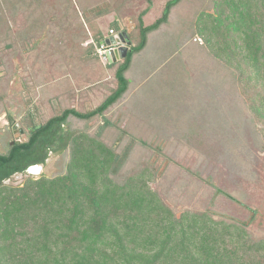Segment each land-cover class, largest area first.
Returning <instances> with one entry per match:
<instances>
[{"label": "trees", "instance_id": "16d2710c", "mask_svg": "<svg viewBox=\"0 0 264 264\" xmlns=\"http://www.w3.org/2000/svg\"><path fill=\"white\" fill-rule=\"evenodd\" d=\"M89 1L91 5L76 1L86 19L112 11L109 0ZM182 1L168 0L153 24L144 22L149 7L132 19L133 31L125 32L131 49L119 66L109 63L117 66L115 86L99 106L73 107L79 94L74 87L63 86L64 92L55 98L72 106L41 122L28 111V138L0 152V264H264V237L253 240L246 225L215 219L210 212L187 210L177 216L151 187L163 174L150 159L139 169L123 172L129 155L119 150L124 137L128 135L129 142L147 138L131 134L135 131L126 117L130 109L123 104L130 84L127 72L134 56L146 48L148 36L169 22L171 11ZM211 2L206 9L213 13L202 10L196 21L193 15L190 18L192 40L194 34L200 35L202 49L231 71L234 85L248 102L254 136L261 139L264 152V0ZM2 3L38 13L31 17L26 38L41 30L40 25L49 29L43 22L51 19L43 12V0ZM51 13L56 21V12ZM2 29L10 33L0 18V43L6 38ZM104 39L95 37L97 43ZM18 43L12 39L4 49L16 50ZM65 94L69 97L62 98ZM72 119L98 121V129L94 134L76 130ZM111 131L118 133L113 143L108 142ZM67 151L65 175L28 177L19 186L9 183L29 167L45 166L52 155Z\"/></svg>", "mask_w": 264, "mask_h": 264}, {"label": "rangeland", "instance_id": "374dc122", "mask_svg": "<svg viewBox=\"0 0 264 264\" xmlns=\"http://www.w3.org/2000/svg\"><path fill=\"white\" fill-rule=\"evenodd\" d=\"M82 1L91 5L89 0ZM109 1L114 13L110 21H121L124 32L129 33L133 31V18L149 7L144 22L153 24L162 16L168 0ZM208 5L212 7L211 0H183L171 11L169 22L151 33L146 48L134 56L127 72L130 84L126 105L130 111L126 117L135 131L131 134L141 133L147 138L129 142L128 135L124 137L119 150L129 155L123 172L139 169L150 159L163 174L151 187L177 216L187 210L210 212L215 219L246 225L252 239L259 240L264 237V152L259 148L261 139L254 136L248 102L242 89L234 85L231 71L202 49L203 42L196 41L200 35L194 34L192 40L190 18L193 15L196 21L202 10L213 13L206 9ZM17 7L0 5V18L10 28L8 35L2 29L1 35L6 38L0 43L1 153L15 141L28 138L25 116L29 110L37 122L50 118L71 105L55 98L59 91L64 92L63 86L79 88L83 83L81 77L58 73L63 58L71 54L67 36L61 37L60 52L48 49L51 43L47 41L41 46L36 42L44 32L41 25V30L26 38L31 17H38V13L27 6ZM44 8V14L50 12V6ZM119 21L114 26L120 27ZM53 22L49 27L53 26L56 33L58 22ZM12 39L19 42L17 49H4ZM24 47L29 52L25 53ZM66 97L69 95L62 98ZM98 98L82 95L75 106L81 110L95 108L101 101ZM70 121L76 130L94 134L98 129V121ZM117 134L107 133L112 136H107L108 142L113 143ZM69 161V151L52 155L40 176L32 177L65 175ZM28 177L18 176L9 183L19 186Z\"/></svg>", "mask_w": 264, "mask_h": 264}, {"label": "crops", "instance_id": "0c3cea01", "mask_svg": "<svg viewBox=\"0 0 264 264\" xmlns=\"http://www.w3.org/2000/svg\"><path fill=\"white\" fill-rule=\"evenodd\" d=\"M45 5L50 6L49 16L51 17V23H49V26L50 24H55L52 23L55 14L51 13V11H55L59 30L55 33L52 29L53 26L49 27V29L44 27L43 35L36 42L41 46L47 41L51 43L47 45L48 49L60 52V44L63 42L61 37L66 35L65 41L70 43L67 44V47L71 50V54L68 55V58H63L62 66L60 64L61 70L59 69L58 73L73 74L76 78L81 77L80 80L84 84L79 85V88L76 85L73 86L77 95L79 94V96H76L75 103L79 104L82 95L86 99H96L101 95V98L99 97L98 99L102 103L105 97L109 95L110 88L115 86V70L124 60L118 62L116 67L109 66L111 63L109 64L105 56L99 53L98 45L107 44V40L110 37L109 33L113 29L117 34L125 33L121 21H110V19H113L114 13L112 11L105 15L90 16L86 19L76 0H50ZM118 21L120 27L117 30L114 25ZM100 35L105 39L102 43H97L95 37H100ZM52 44H57V46L55 47ZM45 57L50 59L49 56ZM75 103L74 106L76 105ZM123 104H127V99H125Z\"/></svg>", "mask_w": 264, "mask_h": 264}, {"label": "water", "instance_id": "95a60500", "mask_svg": "<svg viewBox=\"0 0 264 264\" xmlns=\"http://www.w3.org/2000/svg\"><path fill=\"white\" fill-rule=\"evenodd\" d=\"M101 45H98L100 47ZM107 46L112 50L105 52V58L109 63H117L127 58L132 43L127 33L116 34L107 40Z\"/></svg>", "mask_w": 264, "mask_h": 264}, {"label": "built area", "instance_id": "2783aa9c", "mask_svg": "<svg viewBox=\"0 0 264 264\" xmlns=\"http://www.w3.org/2000/svg\"><path fill=\"white\" fill-rule=\"evenodd\" d=\"M110 37L111 38L112 36L116 35V31L115 30H111L110 31ZM197 42H203V40L201 38H198L196 39ZM109 50H112V48L108 47L107 44H102L99 48H98V51L101 55H104L105 56V52L106 51H109Z\"/></svg>", "mask_w": 264, "mask_h": 264}, {"label": "flooded vegetation", "instance_id": "af4514ba", "mask_svg": "<svg viewBox=\"0 0 264 264\" xmlns=\"http://www.w3.org/2000/svg\"><path fill=\"white\" fill-rule=\"evenodd\" d=\"M22 132V131H21ZM36 167H40L42 168V166H38V165H35V166H31L28 168L27 172L25 175L29 176V177H32V176H40V173L38 175H34V174H31L30 171L33 169V168H36ZM18 176H24V175H18ZM17 176V177H18Z\"/></svg>", "mask_w": 264, "mask_h": 264}, {"label": "bare ground", "instance_id": "6f19581e", "mask_svg": "<svg viewBox=\"0 0 264 264\" xmlns=\"http://www.w3.org/2000/svg\"><path fill=\"white\" fill-rule=\"evenodd\" d=\"M41 171V168L40 167H36V168H33L30 173L31 174H34V175H38Z\"/></svg>", "mask_w": 264, "mask_h": 264}]
</instances>
